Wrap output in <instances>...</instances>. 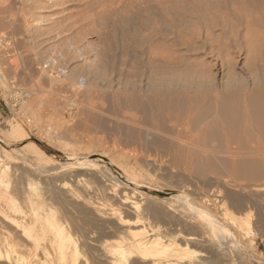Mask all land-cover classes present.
<instances>
[{"label": "rangeland", "instance_id": "374dc122", "mask_svg": "<svg viewBox=\"0 0 264 264\" xmlns=\"http://www.w3.org/2000/svg\"><path fill=\"white\" fill-rule=\"evenodd\" d=\"M14 17L30 32L33 69L61 81L41 118L22 104L33 78L8 36ZM2 78L0 137L45 166L88 152L121 183L140 169L156 198L207 196L215 216L237 185L264 188V0H0ZM263 191L250 202L258 230ZM229 229L264 264L259 237Z\"/></svg>", "mask_w": 264, "mask_h": 264}, {"label": "bare ground", "instance_id": "6f19581e", "mask_svg": "<svg viewBox=\"0 0 264 264\" xmlns=\"http://www.w3.org/2000/svg\"><path fill=\"white\" fill-rule=\"evenodd\" d=\"M18 18L7 27L8 36L14 39L21 72L29 70L33 78L22 104L35 117L44 106L55 112L58 74L48 73L49 80L41 77L45 70L33 69L24 37L30 32ZM48 18L34 21L39 25ZM0 85L6 89L3 78ZM0 143L8 147L0 145V264H253L229 225L246 239L259 237L264 244V228L254 229L250 205L261 204L263 187L251 191L237 185L236 193L225 192L228 200H218L215 216L202 194L194 199L183 191L154 197L157 188L140 169H125L121 183L88 152L71 153L65 167L45 166L43 159L11 149L8 139L0 137ZM215 197L222 196L218 192Z\"/></svg>", "mask_w": 264, "mask_h": 264}, {"label": "crops", "instance_id": "0c3cea01", "mask_svg": "<svg viewBox=\"0 0 264 264\" xmlns=\"http://www.w3.org/2000/svg\"><path fill=\"white\" fill-rule=\"evenodd\" d=\"M260 251H261V252H262V251H264V248H261V250H260Z\"/></svg>", "mask_w": 264, "mask_h": 264}, {"label": "trees", "instance_id": "16d2710c", "mask_svg": "<svg viewBox=\"0 0 264 264\" xmlns=\"http://www.w3.org/2000/svg\"><path fill=\"white\" fill-rule=\"evenodd\" d=\"M41 149V148H40ZM42 150V149H41ZM43 151V150H42Z\"/></svg>", "mask_w": 264, "mask_h": 264}]
</instances>
